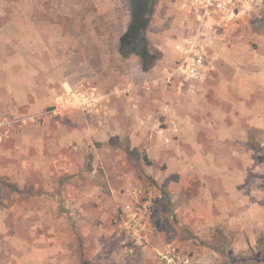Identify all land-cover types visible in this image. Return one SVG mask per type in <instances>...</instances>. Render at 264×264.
I'll return each mask as SVG.
<instances>
[{"label": "rangeland", "instance_id": "obj_1", "mask_svg": "<svg viewBox=\"0 0 264 264\" xmlns=\"http://www.w3.org/2000/svg\"><path fill=\"white\" fill-rule=\"evenodd\" d=\"M130 1L0 0V264H264V4L152 0L146 69Z\"/></svg>", "mask_w": 264, "mask_h": 264}, {"label": "built area", "instance_id": "obj_2", "mask_svg": "<svg viewBox=\"0 0 264 264\" xmlns=\"http://www.w3.org/2000/svg\"><path fill=\"white\" fill-rule=\"evenodd\" d=\"M263 4L264 0H184L187 14L197 21V25L192 29L196 35L211 31L216 23H224L228 19L249 15L254 8ZM193 41H190L189 53L180 66V68L185 66L187 70L192 71L194 65L199 62L194 56H190L194 46Z\"/></svg>", "mask_w": 264, "mask_h": 264}, {"label": "trees", "instance_id": "obj_3", "mask_svg": "<svg viewBox=\"0 0 264 264\" xmlns=\"http://www.w3.org/2000/svg\"><path fill=\"white\" fill-rule=\"evenodd\" d=\"M152 10V0H131L130 21L119 40V52L122 55L135 54L140 59L142 67L146 69L152 66L155 59L149 51L145 36ZM147 162L150 163L149 160Z\"/></svg>", "mask_w": 264, "mask_h": 264}]
</instances>
